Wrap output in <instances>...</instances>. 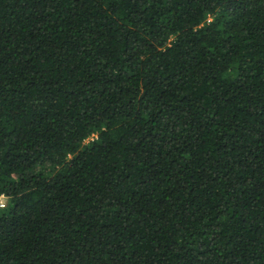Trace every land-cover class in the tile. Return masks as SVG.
Listing matches in <instances>:
<instances>
[{
    "label": "trees",
    "instance_id": "obj_1",
    "mask_svg": "<svg viewBox=\"0 0 264 264\" xmlns=\"http://www.w3.org/2000/svg\"><path fill=\"white\" fill-rule=\"evenodd\" d=\"M0 264H264V0H0Z\"/></svg>",
    "mask_w": 264,
    "mask_h": 264
},
{
    "label": "built area",
    "instance_id": "obj_2",
    "mask_svg": "<svg viewBox=\"0 0 264 264\" xmlns=\"http://www.w3.org/2000/svg\"><path fill=\"white\" fill-rule=\"evenodd\" d=\"M3 197L2 196H0V203L2 204V205H4V201H3V199H2Z\"/></svg>",
    "mask_w": 264,
    "mask_h": 264
},
{
    "label": "rangeland",
    "instance_id": "obj_3",
    "mask_svg": "<svg viewBox=\"0 0 264 264\" xmlns=\"http://www.w3.org/2000/svg\"><path fill=\"white\" fill-rule=\"evenodd\" d=\"M2 199H3V201H4V202H6V200H5V198H4V197H3Z\"/></svg>",
    "mask_w": 264,
    "mask_h": 264
}]
</instances>
